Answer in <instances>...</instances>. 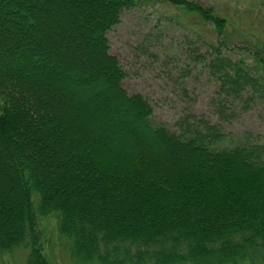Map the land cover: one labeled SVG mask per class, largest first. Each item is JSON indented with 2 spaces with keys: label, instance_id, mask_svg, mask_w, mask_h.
<instances>
[{
  "label": "trees",
  "instance_id": "trees-1",
  "mask_svg": "<svg viewBox=\"0 0 264 264\" xmlns=\"http://www.w3.org/2000/svg\"><path fill=\"white\" fill-rule=\"evenodd\" d=\"M10 1V14L27 18L29 28L36 25V0L0 4ZM149 1L156 0L105 2V19L94 25L96 40L85 34L98 46L101 61L72 60L67 69L91 72L96 63L128 110L145 121L148 135L179 144V136L190 130L196 140L210 141L207 155L185 160L183 149L171 157L143 151L129 134L116 139L92 132L80 116L84 105L104 92L101 83L80 75L72 83L77 97L71 105L40 91L42 75L34 74L32 61L20 64L19 72L0 62V253L21 246L29 251L26 264H59L39 243V222L55 217L77 264L264 262V129L242 134L230 129L242 112L264 104V36L226 9L200 0H165L197 17L191 26L197 45L188 46L186 61L180 62L183 77L197 68V74L207 72L213 88L204 111L185 107L172 125L159 123L151 100L124 86L128 73L108 37L124 10ZM43 39L42 53L58 58L55 39ZM28 41L0 36V46L11 45L15 52L39 51L40 45ZM47 68L40 70L47 75ZM175 81L191 98L187 85ZM134 133L144 143L147 134Z\"/></svg>",
  "mask_w": 264,
  "mask_h": 264
},
{
  "label": "rangeland",
  "instance_id": "rangeland-1",
  "mask_svg": "<svg viewBox=\"0 0 264 264\" xmlns=\"http://www.w3.org/2000/svg\"><path fill=\"white\" fill-rule=\"evenodd\" d=\"M109 1L111 2V0H36L32 10L37 17V22L30 28L27 18L9 13L11 1L3 2L0 4V36L12 38V40L26 38L30 44L37 43L40 46L39 51L30 47L15 52L11 45H2L0 55L5 53L7 57L0 61L1 65L4 68L9 66L12 72H19L20 64L27 66L32 61L36 67L34 74L42 75V79H39L40 91L71 105L73 99L77 97L72 83L78 82L80 75L83 76L84 81L99 82L104 87V92L90 104L84 105L87 110H84V114L80 116L81 123H84L87 129L105 137L110 134L116 139H119L121 135L129 134L135 138L136 146H141L145 152H163L174 157L177 150L183 149L185 160L187 158L191 160L192 157L200 160L203 155H207V149L211 144L208 139L196 140L192 137L190 130L179 136V144L153 134L148 135L144 126L145 121H141L132 110H128L129 105L121 96H118L112 79L101 74L100 66L99 71L98 65L94 63L95 67L91 68V72L79 70L72 72L67 69L68 65H72V60H78L82 64H88L90 60L97 63L101 61L103 55L98 46L92 44L93 42L85 34H92L95 39L97 28L94 25L98 24L99 19H105L104 3ZM200 1L221 10L226 9L230 14L238 16L245 24L249 21L250 25L258 27V32L264 36V0ZM184 13L170 1L142 2L136 7L124 10L121 21L108 33L111 52L118 56L128 73L124 86L131 93L139 92L149 98L155 107V119L159 123L169 125L173 124L182 108L190 107L201 112L207 109L213 88L207 72L200 71L197 74V68L190 69L191 72L184 78V71L180 70L182 65L180 62L186 61L187 47L193 49L197 45L193 36L197 33L191 27L197 23V17L195 20ZM6 16L10 19L4 20L3 17ZM93 26L94 31L90 33L88 29ZM48 35L55 39L53 44L58 58L42 53L44 50L42 47L47 44L43 38ZM46 67L49 68H47V75L40 70ZM24 73L32 77L31 71L27 70ZM176 79L183 81L182 85H187L191 98L183 93ZM47 83H51L52 91L46 90ZM253 107L255 108L242 112L236 121L230 124L232 126L229 125L235 134L264 129V104L256 102ZM123 111L125 114H122ZM74 123H70V127H73ZM78 123L77 120L76 124ZM118 123H123L124 127L122 129L117 127ZM64 127L68 128L67 125ZM135 130L147 134L146 139L143 140L144 143H141L134 133ZM183 140H191L197 148L194 149L191 145L186 147ZM5 158L6 162L10 163L9 156ZM74 211H76V205H74ZM57 225L55 217L42 219L38 225L41 233L39 243L57 263L77 264L70 257L68 240L57 232ZM28 252V249L20 246L10 252L0 253V264H26ZM254 264H264V262L257 260Z\"/></svg>",
  "mask_w": 264,
  "mask_h": 264
}]
</instances>
